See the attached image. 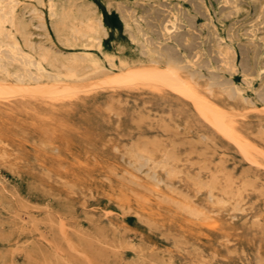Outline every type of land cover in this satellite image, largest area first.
Returning <instances> with one entry per match:
<instances>
[{
  "label": "rangeland",
  "instance_id": "rangeland-1",
  "mask_svg": "<svg viewBox=\"0 0 264 264\" xmlns=\"http://www.w3.org/2000/svg\"><path fill=\"white\" fill-rule=\"evenodd\" d=\"M0 4L21 23L22 47L48 53L53 75L20 88L0 71L10 85L0 91V264H264V0ZM152 65L176 66L224 114L124 77Z\"/></svg>",
  "mask_w": 264,
  "mask_h": 264
},
{
  "label": "bare ground",
  "instance_id": "bare-ground-1",
  "mask_svg": "<svg viewBox=\"0 0 264 264\" xmlns=\"http://www.w3.org/2000/svg\"><path fill=\"white\" fill-rule=\"evenodd\" d=\"M13 2H14V0H12ZM103 1V0H102ZM143 1V0H142ZM165 1V0H164ZM167 1V0H166ZM176 1V0H175ZM189 1V0H188ZM199 1V0H198ZM206 1V0H205ZM211 1V0H210ZM225 1V0H224ZM257 1V0H256ZM6 2V1H5ZM8 2V1H7ZM11 2V1H10ZM18 2V1H17ZM51 2V1H50ZM53 2V1H52ZM101 2V1H100ZM117 2H120V1H117ZM135 2V1H134ZM139 2H140V0H139ZM220 2V1H219ZM235 2V1H234ZM250 2V1H249ZM111 3V2H110ZM137 3V2H136ZM135 3V4H136ZM152 3V2H151ZM155 3V2H154ZM198 3V2H197ZM200 3H202V1L200 2ZM259 3V2H258ZM134 4V5H135ZM158 4V3H157ZM181 4V3H180ZM191 4V3H190ZM217 4V3H216ZM118 5V4H117ZM144 5V4H143ZM182 5V4H181ZM257 5V4H256ZM259 5H260V3H259ZM261 5H263V4H261ZM15 5H13V7H14ZM27 6V5H26ZM128 6V5H127ZM140 6V5H139ZM161 6V5H160ZM168 6H169V4H168ZM177 6V5H176ZM179 6V5H178ZM194 7L195 6H197L196 4L195 5H193ZM214 6V5H213ZM63 7V6H62ZM151 7V6H150ZM150 7H149V9H150ZM157 7V6H156ZM193 7V8H194ZM203 7V6H202ZM224 6H222V8H223ZM108 8V7H107ZM109 8H111V7H109ZM132 8V7H131ZM206 8V7H205ZM222 8H221V10H222ZM234 8V7H233ZM254 8V7H253ZM11 9V8H10ZM63 9V8H62ZM103 9V8H102ZM119 9V8H118ZM129 9V8H128ZM148 9V10H149ZM161 9V8H160ZM171 9V8H170ZM186 9H188V8H186ZM196 9V8H195ZM194 9V10H195ZM199 10H200V8H198ZM215 9V8H214ZM123 10H126L125 8L123 9ZM130 10V9H129ZM138 10V9H137ZM137 10H135V11H137ZM162 11H163V9H161ZM177 10V9H176ZM180 10H181V8H180ZM207 10H208V8H207ZM235 10H236V8H235ZM257 10V9H256ZM264 10V9H263ZM262 10V11H263ZM110 11V10H109ZM121 11V10H120ZM133 11H134V8H133ZM132 11V9H131V12H133ZM151 11H153V10H151ZM159 11V10H158ZM161 11V12H162ZM171 11V10H170ZM209 11V10H208ZM225 11V10H224ZM229 11V10H228ZM238 11V10H237ZM258 11V10H257ZM53 12V11H52ZM155 12H157V11H155ZM160 12V11H159ZM164 12V11H163ZM193 12V11H192ZM236 12V11H235ZM255 12V11H254ZM124 13H126V12H124ZM147 13H152V12H147ZM172 13V12H171ZM186 13V12H185ZM189 13V12H188ZM217 13V12H216ZM219 13V12H218ZM261 13V12H260ZM53 14V13H52ZM123 14V13H122ZM133 14H134V12H133ZM136 14V13H135ZM180 14H182V12L180 13ZM194 14V13H193ZM200 14V13H199ZM209 14V13H208ZM214 14V13H213ZM221 14V13H220ZM220 14H218V15H220ZM238 14V13H237ZM254 14V13H253ZM264 14V13H263ZM141 15V14H140ZM150 15V14H149ZM153 15V14H152ZM161 15V14H160ZM171 15V14H170ZM173 15H174V13H173ZM195 15V14H194ZM224 15V14H223ZM236 15V14H235ZM262 15V14H261ZM135 16V15H134ZM146 16V15H145ZM156 16H158V15H156ZM165 16H167V15H165ZM175 16V15H174ZM188 16V15H187ZM187 16H185L186 18H187ZM196 16V15H195ZM194 16V17H195ZM200 16V15H199ZM224 16H226V15H224ZM259 16V15H258ZM263 16V15H262ZM129 17H130V15H129ZM128 17V18H129ZM140 17V16H139ZM163 17V16H162ZM176 17V16H175ZM179 17V16H178ZM189 17V16H188ZM209 17V16H208ZM212 17V19H213V16H211ZM131 18V17H130ZM145 18V17H144ZM143 18V19H144ZM147 18V17H146ZM158 18V17H157ZM156 18V19H157ZM164 19H165V17H163ZM170 18V17H169ZM190 18V17H189ZM207 18V17H206ZM210 18V17H209ZM230 18V17H229ZM258 18H260V17H258ZM88 19V18H87ZM124 19V18H123ZM149 19V18H148ZM199 19V18H198ZM211 19V20H212ZM223 19H226V18H224L223 17ZM249 19V18H248ZM264 19V18H263ZM153 20V19H152ZM151 20V21H152ZM161 20V19H160ZM180 20V19H179ZM254 20V19H253ZM139 21H140V19H139ZM144 21V20H143ZM146 21V20H145ZM162 21V20H161ZM166 23L164 24V31L166 32V33H170V34H172L171 32L173 31V28L175 27V22L173 21V20H167L166 19ZM189 21V20H188ZM199 21V20H198ZM213 21V20H212ZM234 21V20H233ZM233 21L232 22H230V23H233ZM255 21V20H254ZM138 22V21H137ZM164 22V21H163ZM204 22L205 21H203V23L202 24H204ZM40 23H42V22H40ZM128 23V22H127ZM140 23H142V22H140ZM154 23V22H153ZM155 23H157V22H155ZM184 23V22H183ZM182 23V24H183ZM190 24H192L191 22H189ZM207 23V22H206ZM208 23H210V21L208 22ZM251 23V22H250ZM6 24H9V27H7L6 26ZM43 25H44V23H42ZM41 24V25H42ZM103 24V23H102ZM136 24V23H135ZM138 24V23H137ZM146 24H147V22H146ZM179 24V23H178ZM234 24V23H233ZM264 24V23H263ZM40 25V26H41ZM50 25V24H49ZM58 25V24H57ZM97 25V24H96ZM142 24H140V26H141ZM150 25V24H149ZM194 25H196V24H194ZM211 25H212V23H211ZM210 25V26H211ZM259 25H261V24H259ZM36 26V25H35ZM37 26H39V25H37ZM36 26V27H37ZM98 26V25H97ZM102 26V25H101ZM131 26V25H130ZM151 26V25H150ZM158 26V25H157ZM161 26V25H160ZM182 26V25H181ZM208 26V25H207ZM206 26V27H207ZM231 26V25H230ZM234 26V25H233ZM232 26V27H233ZM251 26V25H250ZM249 26V27H250ZM44 27V26H43ZM42 27V28H43ZM48 27V26H47ZM74 27H75V29L77 28L75 25H74ZM142 27V26H141ZM213 27V26H212ZM260 27V26H259ZM51 28V27H50ZM151 28V27H150ZM150 28L148 27V30H150ZM154 28V27H153ZM152 28V29H153ZM158 28H160V27H158ZM192 28H193V26H192ZM200 28V27H199ZM215 28V27H214ZM254 28V27H253ZM87 29L89 30V31H94V30H96V26L94 25V23H91V22H89V23H87ZM112 29V28H111ZM120 29V28H119ZM131 30H132V28H130ZM140 30L142 29V28H139ZM175 29V28H174ZM184 29V28H183ZM198 29V28H197ZM217 29H218V27H217ZM227 29H228V26H227ZM230 29V28H229ZM247 29V28H246ZM245 29V30H246ZM256 29H257V27H256ZM73 31H74V29H72ZM77 30V29H76ZM128 30V29H127ZM130 30V32H133V31H131ZM139 30V31H140ZM179 30V29H178ZM191 30V29H190ZM193 30H195V29H193ZM199 30V29H198ZM208 30H209V28H208ZM234 30H235V28H234ZM237 30V29H236ZM252 30V29H251ZM129 31V30H128ZM138 31V32H139ZM151 31V30H150ZM153 31V30H152ZM151 31V32H152ZM163 31V30H162ZM184 31V30H183ZM186 31H187V29H186ZM189 31V30H188ZM200 31V30H199ZM198 31V32H199ZM202 31H204V30H202ZM258 30H256V32H257ZM96 32H97V30H96ZM144 32V31H143ZM158 32H161L160 30L158 31ZM157 32V33H158ZM175 32V31H174ZM176 32H178V31H176ZM216 32H217V30H216ZM234 32V31H233ZM253 32V31H252ZM18 33L19 34H21L22 36H23V31H22V27H21V23L18 21V20H16L15 19V17H14V15L12 14V13H10V12H6L5 11V8H4V6L3 5H1L0 4V71H2V72H4L7 76H9V77H13L14 79H15V81H14V85L16 86H19L20 88L21 87H23V86H27L28 84H27V80H38L39 78H41V77H43V76H45V75H48V76H50L51 78H53L52 76V74L51 73H49L50 71L46 68V66L44 65V62H47V63H49V64H52V62L50 61V58H49V55H48V53H46V52H40V51H36V53L38 54V56H39V59H37L36 57H35V53L33 54V53H31V52H28V51H26L23 47H22V45H21V43H20V41H19V36H18ZM37 33V32H36ZM110 33V32H109ZM145 33V35H147V33L146 32H144ZM144 33H143V35H144ZM191 33V32H190ZM210 33V32H209ZM208 33V34H209ZM214 33V32H213ZM218 33V32H217ZM231 33V32H230ZM235 33V32H234ZM247 33V32H246ZM75 34V33H74ZM105 34H107L106 33V31H105ZM131 34L132 33H130V35L129 36H131ZM134 34H136V33H134ZM165 34V33H164ZM163 34V35H164ZM178 34V33H177ZM180 34V33H179ZM178 34V35H179ZM197 34V33H196ZM249 34H251V33H249L248 32V36H249ZM46 35V34H45ZM149 35V34H148ZM193 35V34H192ZM201 35V34H200ZM205 35L206 34H204L203 36L205 37ZM75 36V35H74ZM82 36H83V34H82ZM81 36V37H82ZM86 36V35H85ZM135 36V35H134ZM166 36V35H165ZM173 36H174V34H173ZM194 36V35H193ZM198 36V35H197ZM217 36H219V35H217ZM216 36V37H217ZM236 36V35H235ZM261 36H263V35H261ZM67 37V36H66ZM84 37V36H83ZM144 37V36H143ZM159 37V36H158ZM171 37V36H170ZM175 37V36H174ZM184 37V36H183ZM195 37L196 36H194V38L193 39H195ZM209 37V36H208ZM214 37V36H213ZM256 37V36H255ZM24 38H25V36H24ZM77 38V37H76ZM105 38V37H104ZM133 38V37H132ZM149 38V37H148ZM151 38H153V37H151ZM167 38V37H166ZM181 38V37H180ZM200 38V37H199ZM233 38H236V37H233ZM237 38H239V37H237ZM236 38V39H237ZM253 38H254V36H253ZM79 39V38H78ZM103 39V38H102ZM136 38H134V40H135ZM138 39V38H137ZM145 39H146V36H145ZM150 39V38H149ZM171 39V38H170ZM178 39H179V37H178ZM184 39V38H183ZM186 39H187V37H186ZM221 39V38H220ZM227 39V38H226ZM262 39H263V37H262ZM261 39V40H262ZM69 40V39H68ZM96 40V39H95ZM98 40V39H97ZM131 40H133V39H131ZM142 40V39H141ZM152 40V39H151ZM176 40V39H175ZM206 40V39H205ZM208 40H209V38H208ZM249 40H250V38H249ZM255 40V39H254ZM25 41V44L28 46V47H30L31 48V50H33V51H35V48L32 46V45H30L27 41H26V39L24 40ZM62 41V40H61ZM149 41V40H148ZM158 41V40H157ZM169 41V40H168ZM181 41H182V39H181ZM184 41V40H183ZM221 41H223V39L221 40ZM220 41V42H221ZM251 41V40H250ZM257 41H259V40H257ZM62 42H64V41H62ZM85 42H87V40L85 41ZM98 42H99V40H98ZM137 42V41H136ZM139 42V41H138ZM143 42V41H142ZM163 42V41H162ZM189 42V41H188ZM191 42V41H190ZM194 42V41H193ZM200 42V41H199ZM219 42V43H220ZM238 42V41H237ZM240 42H242V41H240ZM101 43V42H100ZM133 43H134V41H133ZM163 43H165V42H163ZM185 43V42H184ZM196 43V42H195ZM205 43V42H204ZM207 43V42H206ZM245 43V42H244ZM259 43V42H258ZM144 44H146V43H144ZM143 44V45H144ZM152 44V43H151ZM159 44V43H158ZM162 44V43H161ZM160 44V45H161ZM166 44V43H165ZM190 44V43H189ZM194 44V43H193ZM193 44H191V45H193ZM199 44H201V42L199 43ZM216 44V43H215ZM218 44V43H217ZM229 44V43H228ZM249 44V43H248ZM247 44V45H248ZM170 45V44H169ZM195 45V44H194ZM241 45V44H240ZM253 45V44H252ZM87 46H90V45H87ZM145 46V45H144ZM168 45H166V47H167ZM172 46V45H171ZM198 47H199V45H197ZM208 46V45H207ZM215 46V45H214ZM218 46H219V44H218ZM222 46V45H221ZM232 46V45H231ZM239 46V45H238ZM54 47V46H53ZM68 47V46H67ZM72 47H74V46H72ZM84 47H85V45H84ZM186 47H187V45H186ZM194 47V46H193ZM239 47H241V46H239ZM252 47V46H251ZM145 49L147 48V47H144ZM144 48H142V50L144 49ZM153 49H154V47H152ZM161 48V47H160ZM173 48H174V46H173ZM173 48H172V51H173ZM183 48V47H182ZM189 48V47H188ZM194 48H196V47H194ZM201 48H204V47H201ZM213 49H214V47H212ZM217 48V47H216ZM219 48H221V47H219ZM238 48V47H237ZM253 48V47H252ZM252 48L250 49V50H252ZM171 49V48H170ZM243 49V48H242ZM248 49H249V47H248ZM99 50H101V49H99ZM141 50V51H142ZM178 50H179V48H178ZM190 50H192V48H190ZM234 50V49H233ZM256 49H254V51H255ZM259 50V49H258ZM257 50V51H258ZM159 51V50H158ZM176 51H177V47H176V49H175V54H176ZM196 51H197V49H196ZM199 51V50H198ZM203 51V50H202ZM206 51V50H205ZM213 51V50H212ZM220 51V50H219ZM246 51H248L247 49H246ZM245 51V52H246ZM102 52V51H101ZM160 52V51H159ZM171 52V51H170ZM225 52V51H224ZM234 52V51H233ZM232 52V53H233ZM184 53V52H183ZM194 53H196V52H194ZM199 53V52H198ZM208 53V52H207ZM231 53V54H232ZM241 53H244V51L243 52H241ZM257 53V52H256ZM102 54V53H101ZM144 54V53H143ZM157 54V53H156ZM188 54H190V53H188ZM213 54V53H212ZM216 54V53H215ZM218 54V53H217ZM230 54V53H229ZM86 55V54H85ZM173 55V54H172ZM177 55V54H176ZM199 55V54H198ZM214 55V54H213ZM224 55V54H223ZM239 55V54H238ZM243 55H245V54H243ZM247 55V54H246ZM255 55V54H254ZM84 56V55H83ZM182 56V55H181ZM180 56V57H181ZM183 56H184V54H183ZM183 56H182V59H183ZM193 56V55H192ZM192 56H191V58H192ZM202 56H204V55H202ZM211 56V55H210ZM220 56V55H219ZM231 56V55H230ZM248 56V55H247ZM246 56V57H247ZM258 56V55H257ZM161 57V56H160ZM223 57V56H222ZM233 57H235L234 55H233ZM232 57V58H233ZM243 57V56H242ZM241 57V58H242ZM245 57V58H246ZM115 58V57H114ZM196 58V57H195ZM198 58V57H197ZM255 58V57H254ZM112 59V58H111ZM221 59H223V58H221ZM220 59V60H221ZM229 59H231V58H229ZM236 59V58H235ZM243 59V58H242ZM248 58H246V60H247ZM152 60H153V57H152ZM196 60V59H195ZM198 60H201L200 59V57H199V59ZM202 60H203V58H202ZM201 60V61H202ZM206 60V59H205ZM232 60V59H231ZM17 61H19L20 63H21V66L20 67H18V68H16L15 70H10L9 68H8V65H13L12 64V62H17ZM59 61V60H58ZM156 61V60H155ZM214 61V60H213ZM245 61V60H244ZM110 62V61H109ZM154 62V61H153ZM185 62V61H184ZM183 62V63H184ZM197 62V61H196ZM199 62V61H198ZM203 62V61H202ZM221 62H223V61H221ZM258 62V61H257ZM134 63V62H133ZM162 63V62H161ZM160 63V64H161ZM186 63V62H185ZM192 63V62H191ZM195 63V62H194ZM204 63V62H203ZM220 63V62H219ZM229 63V62H228ZM236 63V62H235ZM63 64V63H62ZM121 64V63H120ZM201 65H202V63H200ZM199 64V65H200ZM207 64V63H206ZM210 64V63H209ZM208 64V65H209ZM247 64V63H246ZM10 65V66H11ZM36 66V71H34V70H32L31 69V66L33 67V66ZM96 64H94V66H95ZM98 65V64H97ZM195 65V64H194ZM205 65V64H204ZM225 65V64H224ZM235 65V64H234ZM243 65V64H242ZM241 65V66H242ZM256 65V64H255ZM206 66V65H205ZM97 67L98 66H96V68L95 69H97ZM114 67V66H113ZM146 67V66H145ZM155 68H153V65H152V69H146V70H144L143 69V71H131L132 69L133 70H135L134 68H131V70H125L126 71V73H124L125 75H124V77L125 78H130V79H135L136 77H143V78H148V79H150V80H157V81H161V82H163V83H165V85H168V86H170V87H172V88H175V89H177L178 91H181V92H185L188 96L190 95L194 100H196V102L199 104V105H203V107L205 106L206 107V109L207 110H210L211 112H214V114L215 113H219V114H221V115H219V114H217V115H219V116H222V114H224V110L222 109V108H217V106H215L214 104H212V103H210L209 101H206L205 99H203V98H201L199 95H197L196 94V92H194L192 89H191V87H190V85H189V83L186 81V79L184 78H182L181 77V75H180V73H179V70H178V68L176 67V66H166V68H162L163 70H161V69H159V67L158 68H156V66H154ZM202 67H204V66H202ZM224 68L226 67V66H223ZM71 68V67H70ZM101 68V67H100ZM99 68V69H100ZM136 68H138V67H136ZM140 68V67H139ZM141 68H143V67H141ZM146 68H148V67H146ZM245 68H246V66H245ZM247 68H249L248 66H247ZM129 69V68H128ZM261 69H263V68H261ZM260 69V70H261ZM207 70H209V69H207ZM213 70V69H212ZM212 70H211V72H212ZM225 70V69H224ZM228 70V69H227ZM231 70H233L232 69V67H231ZM249 70V69H248ZM259 70V71H260ZM91 71H93V70H91ZM124 71V70H123ZM124 71V72H125ZM127 71H128V73H127ZM221 71V70H220ZM230 71V70H229ZM228 71V72H229ZM235 71H236V69H235ZM253 71V70H252ZM255 71V70H254ZM94 72V71H93ZM219 71H217L216 73H218ZM222 72V71H221ZM244 73V72H243ZM242 73V74H243ZM262 73V77H263V72H261ZM121 74V73H120ZM120 74H117L116 76L118 77ZM203 74V73H202ZM233 74H234V72H233ZM55 75V74H54ZM56 75H59V73H56ZM66 75V74H65ZM69 75H71V76H78V74L75 72V71H73V70H71L70 72H69ZM85 75V74H84ZM114 75V74H113ZM211 75H213V74H211ZM261 75V74H260ZM259 75V76H260ZM81 76V75H80ZM82 76H83V74H82ZM112 76V75H111ZM122 76V75H121ZM120 76V77H121ZM195 76V75H194ZM193 76V77H194ZM247 76V75H246ZM251 76V75H250ZM84 77V76H83ZM110 77V75L108 76V78ZM114 77V76H113ZM116 77V78H117ZM222 77V76H221ZM253 77V76H252ZM58 78V77H57ZM111 78V80H113V78L112 77H110ZM192 78V77H191ZM211 78V77H210ZM217 78V77H216ZM243 78V77H242ZM259 78H261V77H259ZM73 79V78H72ZM107 79V78H106ZM115 79V78H114ZM118 79H120V80H122L121 78H118ZM193 79V78H192ZM199 79V78H198ZM213 79V78H212ZM229 79H231L230 77H229ZM120 80H118V81H120ZM223 80V79H222ZM243 80V79H242ZM245 80H247V79H245ZM55 81V80H54ZM91 81V80H90ZM118 81H117V83H118ZM123 81V80H122ZM214 81H215V79H214ZM58 82V81H57ZM60 82V81H59ZM63 82V81H62ZM65 82V81H64ZM67 82V81H66ZM106 82V81H105ZM116 82V81H115ZM114 82V83H115ZM217 82V81H216ZM229 82V81H228ZM231 82H232V80H231ZM239 82V81H238ZM243 82V81H242ZM250 82H252V79H251V81ZM249 82V83H250ZM256 82V81H255ZM46 83V82H45ZM56 83V82H55ZM61 83V82H60ZM78 83H80L79 81H78ZM81 83H83L82 81H81ZM120 83H121V81H120ZM221 83V82H220ZM247 83V82H246ZM258 83V82H257ZM40 83H38V85H39ZM47 84V83H46ZM50 84V83H49ZM54 84V83H53ZM58 84V83H57ZM57 84L55 85V86H57ZM64 84V83H63ZM63 84H59V85H62L63 86ZM67 84H69L70 85V83H67ZM84 84V83H83ZM93 84V83H92ZM211 84V83H210ZM213 84H215V83H213L212 82V85L211 86H213ZM217 84V83H216ZM235 84V83H234ZM31 85H35V84H31ZM48 85V84H47ZM51 85V84H50ZM66 85V84H65ZM69 85H68V87H69ZM71 85H72V82H71ZM80 85V84H79ZM87 85V84H86ZM85 84H84V86H83V88L86 86ZM99 85V84H98ZM220 85V84H219ZM264 85V84H263ZM10 85H7V84H5V83H0V91H2L3 92V90L4 89H6L7 87H9ZM12 86V85H11ZM14 86V87H15ZM54 86V87H55ZM82 86V85H81ZM89 86V85H88ZM31 87V86H30ZM30 87H29V89H30ZM42 86H40L39 88H41ZM58 87V86H57ZM60 87V86H59ZM58 87V88H59ZM66 87H67V85H66ZM67 87V88H68ZM80 87V86H79ZM87 87V86H86ZM222 87H225V86H222ZM264 86H262V88H263ZM28 88V87H27ZM57 88V89H58ZM62 88H64V86L62 87ZM81 88V87H80ZM229 88V87H228ZM234 88V87H233ZM261 88V87H260ZM260 88L258 89L259 91H260ZM8 89V88H7ZM36 89V88H35ZM48 89V88H47ZM56 89V90H57ZM60 89V88H59ZM68 89H70V88H68ZM32 90V89H31ZM30 90V91H31ZM52 90V89H51ZM51 90L50 91H48V92H51ZM62 90V89H61ZM64 90V89H63ZM62 90V91H63ZM66 90V89H65ZM78 90V89H77ZM208 90V89H207ZM210 90H212V89H210ZM234 90V89H233ZM247 90V89H246ZM6 91V90H5ZM13 91V90H12ZM60 91V90H59ZM62 91H60V92H62ZM237 91V90H236ZM241 91V90H240ZM239 91V92H240ZM264 90H262V92H263ZM19 92V91H18ZM32 92V91H31ZM44 92H45V89H44ZM54 92V91H53ZM67 92V91H66ZM4 93V92H3ZM12 94H13V92H11ZM10 93V94H11ZM20 93V92H19ZM45 93H47V92H45ZM55 93H57V91L55 92ZM212 93V92H211ZM259 93H261V92H259ZM264 93V92H263ZM9 94V93H8ZM8 94H6V95H8ZM48 94H50V93H48ZM51 94H52V92H51ZM241 94V93H240ZM3 95V94H2ZM1 95V96H2ZM242 95V94H241ZM263 97V96H262ZM244 98V97H243ZM261 99H263V98H261ZM252 101V100H251ZM262 101V100H261ZM260 103V102H259ZM199 105H198V107H199ZM35 107V106H34ZM261 108H263V107H261ZM198 109H200V108H198ZM205 109V110H206ZM202 111H204L203 109H202ZM210 111H208V114H209V112ZM249 111V110H248ZM211 112H210V114H211ZM228 112V111H227ZM229 113V112H228ZM217 115H216V117H217ZM11 117V116H10ZM216 117H214L215 119H216ZM205 118H206V115H205ZM209 118H210V115H209ZM223 118H225L224 117V115H223ZM212 119H213V117H212ZM219 119V118H218ZM225 120V119H224ZM220 121H222V120H220ZM212 122V121H211ZM213 124H216L215 122L213 123ZM218 124H221V123H218ZM220 126V125H219ZM218 127V126H217ZM224 127H225V125H224ZM229 128H231L230 126H229ZM227 130V129H226ZM231 130V129H230ZM226 132V131H225ZM229 133H231V132H229ZM224 134V133H223ZM232 136H230V138H231ZM233 139V138H232ZM234 140H236V138L234 137ZM233 140V141H234ZM240 140V139H239ZM127 146V145H126ZM244 148V147H243ZM138 150V149H137ZM246 150V149H245ZM245 152V151H244ZM249 154H250V152H249ZM246 157V156H245ZM147 159V158H146ZM137 161V160H136ZM134 163V162H133ZM162 163V162H161ZM164 164V163H163ZM167 164V163H166ZM166 164H164V165H166ZM152 166V165H151ZM152 168V167H151ZM165 168V167H164ZM128 173V172H127ZM172 175V174H171ZM173 176V175H172ZM228 191V190H227ZM107 213V212H106ZM204 219V218H203ZM16 251V250H15ZM84 254V253H83ZM66 261V260H65Z\"/></svg>",
  "mask_w": 264,
  "mask_h": 264
}]
</instances>
